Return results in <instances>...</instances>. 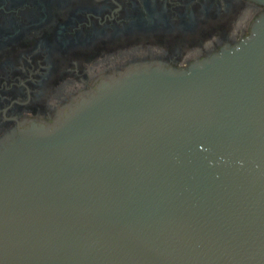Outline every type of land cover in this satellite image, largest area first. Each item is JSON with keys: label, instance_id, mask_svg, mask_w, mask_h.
Listing matches in <instances>:
<instances>
[{"label": "water", "instance_id": "1", "mask_svg": "<svg viewBox=\"0 0 264 264\" xmlns=\"http://www.w3.org/2000/svg\"><path fill=\"white\" fill-rule=\"evenodd\" d=\"M19 133L0 264H264V18L190 72H128Z\"/></svg>", "mask_w": 264, "mask_h": 264}, {"label": "flooded vegetation", "instance_id": "2", "mask_svg": "<svg viewBox=\"0 0 264 264\" xmlns=\"http://www.w3.org/2000/svg\"><path fill=\"white\" fill-rule=\"evenodd\" d=\"M263 18L256 0H0V153L19 130L61 122L104 81L190 72Z\"/></svg>", "mask_w": 264, "mask_h": 264}]
</instances>
